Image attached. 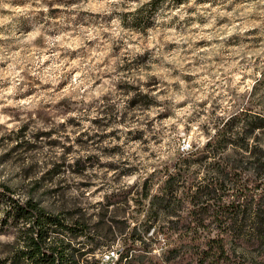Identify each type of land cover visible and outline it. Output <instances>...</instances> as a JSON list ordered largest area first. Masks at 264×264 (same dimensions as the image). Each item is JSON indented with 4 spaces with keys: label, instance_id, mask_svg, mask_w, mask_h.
I'll list each match as a JSON object with an SVG mask.
<instances>
[{
    "label": "rangeland",
    "instance_id": "374dc122",
    "mask_svg": "<svg viewBox=\"0 0 264 264\" xmlns=\"http://www.w3.org/2000/svg\"><path fill=\"white\" fill-rule=\"evenodd\" d=\"M152 2L0 0V183L16 198L93 207L202 148L219 118L264 114V0Z\"/></svg>",
    "mask_w": 264,
    "mask_h": 264
},
{
    "label": "trees",
    "instance_id": "16d2710c",
    "mask_svg": "<svg viewBox=\"0 0 264 264\" xmlns=\"http://www.w3.org/2000/svg\"><path fill=\"white\" fill-rule=\"evenodd\" d=\"M183 1L167 0L171 8ZM177 157L93 207L50 212L0 183V234H16L0 264H101L97 254L118 243L116 264H264V114L244 108L219 118L202 148ZM90 158L76 160L80 173Z\"/></svg>",
    "mask_w": 264,
    "mask_h": 264
},
{
    "label": "built area",
    "instance_id": "2783aa9c",
    "mask_svg": "<svg viewBox=\"0 0 264 264\" xmlns=\"http://www.w3.org/2000/svg\"><path fill=\"white\" fill-rule=\"evenodd\" d=\"M119 252L112 250L110 252L106 253V256L104 258V264H113L118 260Z\"/></svg>",
    "mask_w": 264,
    "mask_h": 264
},
{
    "label": "bare ground",
    "instance_id": "6f19581e",
    "mask_svg": "<svg viewBox=\"0 0 264 264\" xmlns=\"http://www.w3.org/2000/svg\"><path fill=\"white\" fill-rule=\"evenodd\" d=\"M102 264H104V258L102 259ZM113 264H116V262H114Z\"/></svg>",
    "mask_w": 264,
    "mask_h": 264
}]
</instances>
